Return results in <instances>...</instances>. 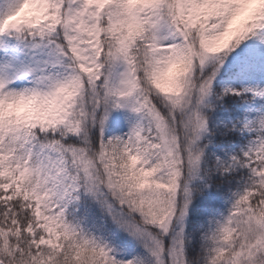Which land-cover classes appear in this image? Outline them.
<instances>
[{"label":"snow or ice","instance_id":"snow-or-ice-1","mask_svg":"<svg viewBox=\"0 0 264 264\" xmlns=\"http://www.w3.org/2000/svg\"><path fill=\"white\" fill-rule=\"evenodd\" d=\"M0 264H264V0H0Z\"/></svg>","mask_w":264,"mask_h":264}]
</instances>
